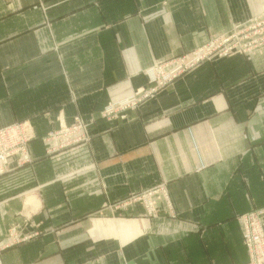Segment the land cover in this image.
I'll return each mask as SVG.
<instances>
[{
  "label": "crops",
  "instance_id": "obj_1",
  "mask_svg": "<svg viewBox=\"0 0 264 264\" xmlns=\"http://www.w3.org/2000/svg\"><path fill=\"white\" fill-rule=\"evenodd\" d=\"M264 14V0H0V129L29 122L31 162L0 177L2 264H246L238 216L264 206V47L202 64L130 112L145 71ZM81 116L88 146L43 138ZM168 184L177 218L139 204ZM35 234V235H34Z\"/></svg>",
  "mask_w": 264,
  "mask_h": 264
},
{
  "label": "rangeland",
  "instance_id": "obj_2",
  "mask_svg": "<svg viewBox=\"0 0 264 264\" xmlns=\"http://www.w3.org/2000/svg\"><path fill=\"white\" fill-rule=\"evenodd\" d=\"M260 19H261L260 22H263L262 20L264 19V14L263 16H260ZM251 24H252L251 20L244 24H236L230 30L211 37L205 44H203L202 46L194 50H191L187 53H184L178 56H173L165 60L157 61L152 67L148 68L144 73L148 79V83L150 87L148 89L145 88V89L136 90L132 92L131 94L125 96L124 98L117 99L114 101H109L107 105L105 106V108H103V110L100 113L101 118L109 122L122 121V122L127 123L130 121L131 111L137 110L145 101L150 99L157 92L167 88L168 86L173 84L177 79L187 74L192 73L197 68H199L202 64L206 62H211V61L224 59V58H230V57H234L238 55L246 56V55H251V54L256 53L258 50L264 47V45L255 49L254 51L250 53L236 51L233 54L221 55L218 53V51L214 53L212 51V52H209L203 60L198 62L201 56H203L206 50V46L216 37H219L225 34L227 35L233 34V32L241 31L245 26H248ZM237 27L239 28L242 27V28H240L237 31H234L235 28ZM251 27L256 28L257 26L253 25ZM262 28H264V25L259 28V32L261 34L260 38L261 37L264 38V29L261 30ZM254 37L255 36L250 37L248 41H252V43H254L255 41H259L258 38L254 39ZM236 50H239V47H237ZM164 64L165 65L168 64L167 68L171 71L164 72L161 68L162 66H164ZM169 78H171V80H169ZM15 123H21V122H15ZM28 124L31 126L32 132H33V138L28 143V148H29V144L36 138V135H35L32 125L29 122ZM89 128H90V124L86 122L81 116H75L74 121L71 124H65L62 121H59L58 127L56 129H53L51 132L57 133L63 129L70 131L67 134L68 138L66 139L64 143H61V142L59 143L60 146L61 145L63 146V147L61 146L62 148L59 147V149L52 151V148H54V144H52L51 142V139H50L51 132H49L43 138V142L47 146L46 153L48 155L49 154L53 155L57 153L65 155L67 152L70 153L71 151L79 150V148L88 146L90 142L92 141ZM28 157H29V151H28ZM14 161L17 164L18 161L16 159ZM30 162H31V159L29 157V160L27 161V163H24L21 166L18 164L17 165L18 167H22ZM134 204H139L143 209L144 215L149 218L161 217L165 212L163 210V205H162L164 204L167 207V211H168L167 214L171 216L172 218H177V214L174 212L172 208L173 204H172V201L170 200L168 184L165 182L159 183L153 187L144 189L136 194H133L132 196L126 198L125 200H122L116 204H113L112 206H110V208H114L115 210H121V209L129 208L130 206ZM248 214H250L251 216L257 217L256 219H252V222H250L249 220L248 224H251V225L254 224L255 223L254 220L260 223V231L256 228H253V225L249 226V228L251 227V231H252L250 235H247L246 233L247 220H245L246 222L244 223L242 219V217L244 218L248 216ZM237 219L241 225L242 241L249 255V259L246 264H258V262H262L261 264H264V255L262 253L253 254L254 251L253 250L251 251V248H250V238L257 239L258 235L264 236V206L261 208H256L246 213H242L238 216ZM29 238L31 237L21 235V226H19V224L11 225L10 229L8 230V235L6 236L5 242L0 244L1 264H2L1 253L4 249L15 246L21 242L28 240Z\"/></svg>",
  "mask_w": 264,
  "mask_h": 264
},
{
  "label": "built area",
  "instance_id": "obj_3",
  "mask_svg": "<svg viewBox=\"0 0 264 264\" xmlns=\"http://www.w3.org/2000/svg\"><path fill=\"white\" fill-rule=\"evenodd\" d=\"M260 20V18L256 19L255 21L251 20L252 24L245 26L241 31L237 30L242 27H237L234 30L237 32H233V34H225L216 37L206 46V50L198 62L203 60L207 56V54L212 51L213 53L218 51V53L221 55L233 54L236 51L250 53L255 49L263 46L264 38H260L261 34L259 32V28L264 25V19L262 20L263 22H260ZM253 25H256L257 27H251ZM263 29L264 28H262L261 30ZM252 36H255L254 39L258 38L259 41H255L254 43H252V41H248V39ZM237 47H239V50H236ZM167 67L168 64H164V66H162L161 68L164 72L171 71ZM169 80H171V78H169ZM69 132L70 131L64 129L57 133L51 132L50 139L52 144H54V148H52V151H55L62 146H60L59 143H64L66 141V139L68 138L67 134ZM32 138L33 132L28 122L15 123L0 129V176H3L5 173H7L8 165L10 164V162H12L11 160L16 159L18 161L17 164L20 166L24 163H27V161L29 160L28 143ZM256 218L257 217L251 216L250 214H248V216L244 218L242 217L244 223L246 222L245 220H247V235H250L252 232L251 227L249 228L251 224H248V221L250 220V222H252V219ZM254 222L255 223L252 224L253 228H256L260 231V223L256 222L255 220ZM250 248L251 251H254L253 254L262 253L264 255V236L258 235L257 239L250 238ZM261 263L262 262H258V264Z\"/></svg>",
  "mask_w": 264,
  "mask_h": 264
}]
</instances>
